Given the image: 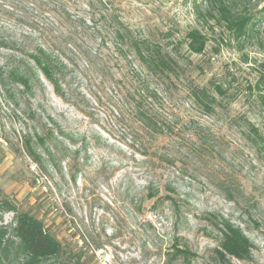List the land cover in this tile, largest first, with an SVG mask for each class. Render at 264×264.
<instances>
[{"label": "rangeland", "instance_id": "obj_1", "mask_svg": "<svg viewBox=\"0 0 264 264\" xmlns=\"http://www.w3.org/2000/svg\"><path fill=\"white\" fill-rule=\"evenodd\" d=\"M228 1L233 10L251 16L242 38L219 23L215 11L201 18L211 0H123L128 22L182 67L181 81L161 89L176 139L160 140V155L171 154L173 163L163 162L154 174L136 165L142 157L129 147V129L118 122L121 104L106 96L112 93L102 77H86L89 65L80 51L69 47L73 54L63 58L64 98L22 55L45 44L30 26L52 24L50 0H0V194L14 207L0 213V225L14 247L17 217L28 213L73 259L80 254L81 264H264V83L259 85L264 0ZM99 2L62 5L71 20H98L104 10ZM59 25L62 32L68 28ZM196 28L208 38L200 55L190 54L186 44L187 33ZM20 65L27 67L28 87L15 75ZM188 81L210 89L225 83L234 99L206 115L193 102ZM249 123L259 128L262 141L251 139L244 127ZM151 180L167 184L164 199H147ZM225 222L253 243L250 260L215 256ZM178 244L190 250L185 259L177 254ZM16 258L12 248L0 264L23 263ZM43 264L63 260L57 256Z\"/></svg>", "mask_w": 264, "mask_h": 264}, {"label": "trees", "instance_id": "obj_2", "mask_svg": "<svg viewBox=\"0 0 264 264\" xmlns=\"http://www.w3.org/2000/svg\"><path fill=\"white\" fill-rule=\"evenodd\" d=\"M64 1L50 0L49 4L53 6L50 13L59 21L53 17L51 25L42 28L30 26L31 29H37L45 44H40L29 52L22 50V55L26 54L28 59L36 64V68L54 85L56 93L64 98L65 90L60 80L65 78L67 67L63 58L69 60L68 53L73 54L69 47L80 51L79 54L86 57L89 65L86 77L90 79V74L102 77V84H107L106 88L112 93L106 96L118 100L121 104L120 108L116 106L118 122L129 129L128 135L132 139L129 147L142 157V160L134 158L136 165L157 174L163 162L173 163L171 158L174 156L171 154L160 155V140L176 139L172 115L167 110L161 89L167 86L168 82L175 84L181 81L180 63L170 52L165 51L162 45L142 36L128 22L121 8L123 0H99L104 10L98 20L81 18L76 21L71 20L70 11L62 5ZM39 5L42 6L41 3ZM214 11L218 22L223 23L237 38L247 34V27L251 22L250 15L233 10L228 0H211L205 14H200L201 18L205 20L206 16L213 17ZM59 24H66L68 28L62 32L56 28L61 27ZM73 28L77 30L81 28V33L84 34L79 35ZM79 36L83 37L81 42ZM91 43L95 46L93 47ZM186 44L190 54H203L208 44L207 35L202 29H193L186 35ZM63 46L67 48L66 51L61 48ZM26 68L25 65H20L16 69L17 72L15 71L19 83L24 87H28L24 74L27 72ZM187 83L193 102L206 115H213L216 107L222 105L224 100L234 99L231 86L225 83L214 84L211 89L207 86H192L189 81ZM261 83H264V76L259 78V85ZM249 90L252 92L253 88L250 87ZM244 127L255 143L263 140L258 127L251 123ZM27 144L26 149L32 154V148ZM155 183L152 180L148 182L147 199L162 200L167 193V184L164 185L161 181ZM162 192L165 194L162 195ZM167 199H170L169 196ZM3 211H14V207L0 194V213ZM7 235L8 231L0 225V262L14 248L16 260H22V264H43L57 256L62 257L63 264L71 263L73 260L81 264L80 254L73 259L70 253L63 250L61 243L46 230L43 222L28 213H22L17 217L16 226L12 230L13 237L17 239L16 247L14 241L7 239ZM176 247L177 254L184 259L190 253L187 245L178 244ZM253 249V243L239 227L228 222L222 224L220 246L214 250L220 261L227 258L250 260Z\"/></svg>", "mask_w": 264, "mask_h": 264}]
</instances>
